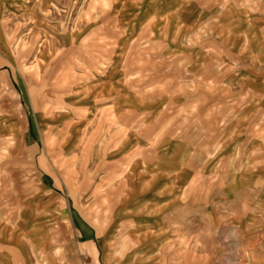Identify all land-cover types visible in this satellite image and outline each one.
<instances>
[{"label": "crops", "instance_id": "1", "mask_svg": "<svg viewBox=\"0 0 264 264\" xmlns=\"http://www.w3.org/2000/svg\"><path fill=\"white\" fill-rule=\"evenodd\" d=\"M65 5L0 0V264H131L120 237L176 232L186 190L264 147V1L112 0L122 36L92 40L108 51L68 84L58 46L81 33H47ZM147 28L158 51L129 52ZM86 187L122 190L104 229L83 219Z\"/></svg>", "mask_w": 264, "mask_h": 264}, {"label": "rangeland", "instance_id": "2", "mask_svg": "<svg viewBox=\"0 0 264 264\" xmlns=\"http://www.w3.org/2000/svg\"><path fill=\"white\" fill-rule=\"evenodd\" d=\"M205 1L210 4L223 2ZM251 1L242 0V3ZM111 3L112 0H66L67 11H63V7H55L49 12L52 28L47 30L48 35L56 37L60 33H81V44L75 49L70 45L64 46L59 41L61 57H65L62 65L67 69V84L74 76H80L74 72L80 68V63L83 69L93 63L89 61V57L97 48L98 51H108L107 46L99 43L96 45L92 40L105 42L107 37L118 39L122 36L121 23L116 19L119 14L107 12ZM78 5H81V9H78ZM150 31L148 28L144 29L143 36L141 33L140 38L133 41L129 52H157L156 45L149 40ZM199 31L204 36V30ZM70 43L68 39L67 44ZM24 47L21 44L18 46L20 55L23 54ZM80 53L86 61L74 59ZM146 59L147 67L155 64L153 59ZM53 63L50 77H46V80L50 79L49 88L57 84L59 60H53ZM25 64L23 62L21 65L23 72ZM0 95L2 99L12 98L9 93L3 92ZM34 95L37 98L44 95L51 99L57 94L37 92ZM21 96L24 100L26 94L22 93ZM89 143L90 147L87 149L93 148V143ZM259 147V150H264L263 146ZM259 150L258 157L254 156L253 150L244 149L240 151V157H227L226 172L210 174L202 185L200 183L186 190L182 195L190 216L187 221L178 222L176 232H156L158 236L154 242L152 238H137L133 235L131 238L120 237L118 243L121 251L124 255H130L131 264H264V151ZM83 171H86L85 167ZM101 184L104 182L99 183ZM121 193V189L82 188L84 203L80 207L83 219L104 229L107 214L112 208L111 204L104 203L105 197H118ZM130 193L133 194L132 190ZM86 199L89 200L88 203ZM143 246L145 247L142 248Z\"/></svg>", "mask_w": 264, "mask_h": 264}]
</instances>
